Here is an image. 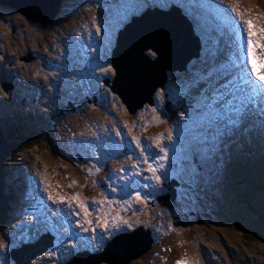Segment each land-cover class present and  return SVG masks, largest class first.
<instances>
[{"label":"rangeland","instance_id":"rangeland-1","mask_svg":"<svg viewBox=\"0 0 264 264\" xmlns=\"http://www.w3.org/2000/svg\"><path fill=\"white\" fill-rule=\"evenodd\" d=\"M207 1L212 4L215 3L211 0ZM101 2L103 3L100 7ZM241 2L243 4L240 3V10L248 12L252 19L264 16V0H241ZM114 9V5L110 0H70L64 9L66 23H59L56 27L49 30H41L38 25L26 22L19 13L13 10H9L7 13L3 12L6 14L4 19H7L9 22L11 21L20 28L13 35L10 29H7L5 23H3L4 25L0 24L1 38L6 39L11 37V40H13L8 51V54L12 58L22 55L27 50L28 52L31 50L33 53H37L41 60H44L47 56L53 64L56 63L57 65L51 71L53 77L45 80L46 82L40 79V77H43L42 75H37L35 81L29 83V78L22 74L21 67L17 68L15 73L19 77L16 81H21L22 85L30 84L33 92L29 96L24 97L26 102L28 101V104H22L21 98L23 97L21 96L16 97L15 94H12L6 97L3 92H0V117L16 114L19 110L23 113L40 111L50 118L52 115L48 113H53V105H55L53 93L57 91L59 85L64 87L78 86L84 92L91 94L94 99L108 96L109 94L104 86H98V81L109 76L105 77L96 74L92 81L89 77L82 78L81 76L85 77L92 67L96 71L98 64L109 61L107 53L110 52L113 46L110 48L107 46V38L105 40L102 39V43L100 42V36L95 35L92 18L96 17L97 26L103 30L104 24L100 22L102 13L109 15L113 19L111 12L119 16L124 10L121 9L117 13ZM253 14L256 15L254 16ZM2 16L4 15H0V17ZM256 21L258 25L264 24V20ZM111 24L113 22H109L107 25ZM89 32L92 35H88ZM83 33L85 35H82ZM73 37H77L79 40H75ZM235 37L232 38L234 45L229 44L230 38H228V48L226 49L224 45V55L222 57L216 58L205 53L202 61H195L190 66V73L172 76L167 98L168 100L172 98L176 109L179 110L177 115L172 119H170L168 114L162 115L159 111L153 113V108H146L137 118L134 117L132 119L126 112L124 106L113 108L114 102L112 95L103 100L105 104L103 109H109V111L102 115H93V104L90 105V108H87L85 107V103L80 101L79 105L83 106L81 112L70 114L65 118L61 117V120L56 119V132L60 135V141L63 146H69L68 149L64 148L67 154L69 152L80 153L83 152V149H90L87 156L90 157L89 154L92 157L97 155L101 156L102 160L99 165L102 167L108 162V159L119 162L124 167L131 165L134 160L128 159L127 157L139 156L140 152V149L132 143L133 136L140 138L144 142V148L149 162H152L153 158L158 160L159 155L162 154L152 145V138L158 134H163L166 138L168 130L171 129L175 143L169 144L167 139L163 142L169 148V160L165 162V169L169 175L167 181L173 177L181 176L182 178L184 175L183 190L186 192V195H182L181 200L176 205L165 207V210L163 209L164 207L158 206L155 209L156 212L149 214L148 218L140 220L138 223L137 221H131L128 215L129 208L114 204L110 207H101L99 212H96L97 206L94 205L93 215L88 217L89 220L93 221V224L89 225L84 222V214L73 204V208L79 215H71L67 220V224L70 227H72V224L76 226V228H73L72 236H70L67 242L63 244L58 243L57 246H59H55L57 247L56 255L45 256L46 253L36 259L33 264H62L71 260L77 250H85V245L98 242L99 238L106 235V233L102 228L96 227V216H105L106 214V218L110 222L115 215L119 214L122 220L132 222L133 228L139 225H150L151 229L156 231V236L164 244L167 241L168 243L172 241L175 244V249L168 251V258H165L161 254L159 250L161 244H158L160 246L155 252V256L149 260V263L152 264H162V261H167V264H175V261L179 259L187 260L189 264H264V239L251 241L242 235L240 232L241 228H238L245 226L264 233V220L262 219L264 214L261 213V209L264 208V172H261L264 156L252 163V156L250 153L245 152L246 139L234 135L226 141L223 146V152L217 153V161L215 159L213 160L216 163V168H211L210 162L206 163L199 156L194 158L193 164L197 168V179L194 183L187 172L182 170L183 165L179 161V157L181 155L184 156L189 150V142L191 140V133L179 122V118L183 117L184 110L189 108L188 101H191L193 104L195 103L194 93L188 95V100L181 98V86L192 77L199 79V83L203 86V89L208 88L210 84H214V81L218 82V79L221 83L236 80L232 71L240 72V67H237V65L244 67V69L246 65L241 60L240 62L234 60L235 56H232V51H234L232 48L238 49L243 56L246 55V44H240L238 46L239 40ZM25 39L29 43H26ZM93 48L97 50L93 52ZM74 56L76 61L78 58L81 61V64L79 63L78 65L79 70L75 71L77 73L75 75L72 73L71 68L74 63L72 62L71 67L67 65L69 58ZM28 68L26 69L28 70ZM36 69L37 67L34 68L35 71ZM257 71L264 73V68L258 66ZM55 73L57 75H54ZM201 77L203 78L201 79ZM48 87L51 89L52 95L46 98V101H49V105H45V103L39 101V96L41 92H46ZM156 99L158 104L157 108L164 110V106L169 101L165 97H156ZM119 103L121 104L120 100ZM157 108L155 109L157 110ZM59 115L61 116V114ZM155 116H159V121L154 119ZM72 120H74V124L79 128H76L70 123ZM114 125L120 131L130 128L132 135L122 133V136L115 139V135L112 132L113 129L111 130ZM46 127L48 128L49 124ZM105 129H108L109 133L105 132ZM93 133H96L99 139H97V136H93ZM123 138H125V141L122 142ZM52 140L54 141V137H52ZM235 150L237 154H241V160L244 162L242 167L231 166V163L237 162V159L233 155H230L229 151L234 152ZM125 151L129 153L127 156L121 153ZM261 153H264L263 149H261ZM67 154L57 150L55 152L53 150L52 154L46 143L41 142L36 147L20 155L17 161L19 165L17 171L12 172L9 169L7 170L5 182L8 187L14 186V182L21 179L24 180L26 188L20 192H15L18 195V200L16 203L10 204L12 208V219L0 228V237L7 235L10 240L16 242V246L30 243L22 241H25V238L29 237L30 234H33L34 227L39 222L48 224L49 222H53L52 219L56 221V213L58 215H65L61 204H52L47 201L46 193L43 191L45 186L39 183L41 173L44 174L48 184L52 186L51 190L60 195L71 197L79 193L83 199L89 201L100 200L102 198L101 196L97 197L87 193L89 184L92 181L87 176V171L91 166L84 168L85 172L83 171V175L77 171L74 172L70 165L67 166L68 162H70L67 159ZM172 159L175 161L174 163L171 161ZM110 164L112 163L110 162ZM200 166L203 167V170ZM141 168H146V165L141 164ZM225 168L228 171H225ZM206 169L212 170L205 171ZM115 170L108 165L105 167L103 173L106 172V175H108L114 173ZM143 175L150 174L144 172ZM85 178L89 182L88 185L84 183ZM111 179L113 184L119 186V188H121L120 185L127 186L128 193H134V190L144 191L148 189L150 192L153 191L151 186L153 182H145L141 177H132L131 179L125 177L124 180H121L117 176L112 175ZM103 180L98 179L97 181L108 184L105 179ZM239 180H247V182L250 180L260 187V193L254 196L252 204H247L242 199V196H240L239 188L236 186ZM72 181H75V185L69 188L68 184ZM56 185H59L58 189L60 191L55 188ZM145 185H148L146 189ZM241 185L245 187V192H250L248 184ZM156 187L159 189L158 185ZM94 189L99 193L101 191L98 186H94ZM116 192H118V189ZM159 193L160 191L156 195ZM108 196L116 201L130 198L126 193L122 194V196L114 194ZM22 198L23 202H21ZM154 198V196H149L150 203ZM150 203H148V206ZM135 204L134 202L132 207H136ZM169 215L171 216L170 220L168 219ZM133 216L136 217L135 214ZM18 217H21V220L24 219V222H20L17 219ZM172 217L176 220L172 221ZM199 220H203V222ZM168 224L172 225V230H168ZM55 227L57 226L55 225ZM93 227L96 228L95 240L92 239L94 235L92 231ZM121 227L123 229L121 232L129 230L126 226ZM56 231L61 234L60 229L56 228ZM112 231H115V229H112ZM77 241H81V243L78 244ZM73 243L77 245L76 248L71 247ZM107 243L105 241L104 246ZM179 243H183V246H180ZM12 248L10 246L8 251L0 253V261L4 259L9 264H14L10 257ZM180 251L182 254H180ZM185 251L188 257L183 254Z\"/></svg>","mask_w":264,"mask_h":264},{"label":"snow or ice","instance_id":"snow-or-ice-1","mask_svg":"<svg viewBox=\"0 0 264 264\" xmlns=\"http://www.w3.org/2000/svg\"><path fill=\"white\" fill-rule=\"evenodd\" d=\"M240 2L241 0H217V2L209 6L201 0L199 4V8L209 9L213 13L214 18L219 20L234 37L241 36V33L246 31V41L241 36L240 43L242 45L246 44V65L250 68V74L245 71L244 67L237 65V67H240L238 81L232 80L227 83L218 81L216 84H210L208 88L203 89V86L199 83V79L192 77L181 86L180 96L182 99L188 100V95L193 93L195 99L194 104L188 101L189 108L184 110V116L179 118V122L191 133L189 150L185 153L180 163L183 165L182 170L187 172L193 183L197 179V168L193 164V160L196 156H199L203 161H213L217 153L222 151L226 141L240 132L245 122L251 117H255L259 120L261 131L264 132V73L257 71L258 66L264 68V24L258 25L257 21L252 19L248 12L241 11L239 7ZM176 11H182L184 14L191 15L193 6L187 3V0H136L133 7L125 9L119 14L114 24L106 25L104 31L108 33L106 41L107 46L110 48L113 45L119 27L126 23L135 22L136 17H144L149 13H155L158 16L166 17L170 13ZM92 19L93 27H95V35H103L102 29L97 26L96 17ZM258 19L264 20V16H260ZM3 23L5 22L3 18L0 17V24ZM88 35H92V33L89 32ZM2 46L3 45H0V47ZM96 50L95 48L92 49L93 52ZM157 55L158 52L155 49H150L148 52V56L152 59H156ZM3 60L4 57L0 56V61ZM97 70L98 72H94V75L99 74L105 77H115L118 74L117 69L110 61L98 64ZM202 78L203 77H201V79ZM104 83H106V81H98V86L103 87ZM154 91H156L157 98L166 96V90L163 85H161L160 90L157 91L154 89ZM0 92H2V90H0ZM119 99L118 96L112 95V100L114 102L113 108L123 107V105L119 103ZM156 111L155 108L152 109L153 113ZM154 119L159 121V116H155ZM107 131L108 129H105V132ZM113 131H115L117 137L123 135L115 125L113 126ZM92 135L97 136L96 133ZM97 139H99L98 136ZM165 139H167L169 144L175 143L173 131L171 129L168 130L166 138L163 134H158L152 138V145L156 147L162 155H159L158 160L153 158L152 162H149L144 148V142L140 138L133 136L132 143L140 149L139 156L127 157L128 159L134 160L131 165L128 167L120 166L114 173H110L105 177V180L109 184L110 191L112 192L117 191L111 179V176L115 175L121 180H124L125 177L129 179L132 177H141L145 182H153L151 183L153 188L151 193L134 190V193H126L130 198L116 201L111 199L106 192L101 191L102 198L100 200L89 201L83 199L79 193L71 197H66L52 191V186L48 184L43 173L40 174L39 183L45 186L43 191L46 193L47 201L52 204L67 205L70 214L74 216L79 215L73 208V204H75L76 208L84 214V222L92 225L93 221L89 220L88 217L93 215L94 205L97 206L96 212H99L101 207H110L114 204L125 208H131L134 202L147 205L150 203L149 196H155L158 191H163V187L157 189L156 186L163 185L164 182L169 179V175L165 169V162L169 160V148L163 143ZM90 159L96 161V163H93L89 168L87 172L88 177L102 171L101 167L98 166L102 157L97 155L90 157ZM116 159H118V157H116ZM141 164L146 165V168H141ZM137 169H139V171H137ZM144 172L150 175H143ZM92 183L96 185L101 182L93 180ZM74 185L75 181H72L68 184V187L71 188ZM147 186L148 185H145V188ZM56 187L58 188L59 185H56ZM106 216L107 214L105 216H96V227L102 228L106 235L101 236L96 243L85 245L86 251L80 257V264H98L101 259H104L105 257L99 255V253H104V243L106 240L112 241L111 247H116L124 242H130L135 236L134 231L133 237L123 238L118 235V233L123 230L121 226H126L127 229L133 230L132 222L122 220L119 214L115 215L110 222ZM29 219H31V217H29ZM81 227H83V225H81ZM167 228L168 230H172V225L168 224ZM112 229H115V231H112ZM67 230L66 228L65 231ZM85 231H87V229H85ZM92 231L94 234L92 239L95 240L96 228L93 227ZM10 246L15 247L16 242L10 240L7 235L0 237V253L8 251ZM71 247L76 248L77 245L73 243ZM89 253H91V255ZM48 255L52 256L54 253L49 252ZM175 264H189V262L184 259H179L175 261Z\"/></svg>","mask_w":264,"mask_h":264},{"label":"water","instance_id":"water-1","mask_svg":"<svg viewBox=\"0 0 264 264\" xmlns=\"http://www.w3.org/2000/svg\"><path fill=\"white\" fill-rule=\"evenodd\" d=\"M64 0H0V6L12 8L27 21L47 27L54 22ZM259 21L258 18H254ZM118 48L113 55V65L117 76L113 90L120 96L129 112L134 115L145 104L153 105V96L161 85L165 87L168 69H176L186 64L187 60L197 54L199 41L195 38L190 25L179 15L171 14L156 19L154 22L143 19L129 26L121 33ZM149 49H156L159 58L151 62L145 55ZM29 56L26 61L30 62ZM150 235V233L148 232ZM128 238L131 235H122ZM112 244V243H111ZM53 245H28L13 250L11 255L17 264H31L38 255L43 254ZM150 243L144 232H135L130 242L116 247H109L101 254L98 264H129L134 259L147 253ZM81 253L70 264H80ZM122 255V257H119ZM115 257L119 259H115Z\"/></svg>","mask_w":264,"mask_h":264},{"label":"trees","instance_id":"trees-1","mask_svg":"<svg viewBox=\"0 0 264 264\" xmlns=\"http://www.w3.org/2000/svg\"><path fill=\"white\" fill-rule=\"evenodd\" d=\"M9 141L10 140L5 138H2L0 140V171L2 166L6 165L9 161H12L14 157H16V155L20 153V149L24 147L25 150H30L32 147L42 142V140L38 138L37 139L23 138L21 140L18 139L17 143H11ZM8 201L10 200L4 195L3 190H1L0 188V224L2 220H4L7 217ZM241 232L245 237L249 238L251 241L257 239H264V233H261L255 229L253 230L245 227V228H241Z\"/></svg>","mask_w":264,"mask_h":264},{"label":"bare ground","instance_id":"bare-ground-1","mask_svg":"<svg viewBox=\"0 0 264 264\" xmlns=\"http://www.w3.org/2000/svg\"><path fill=\"white\" fill-rule=\"evenodd\" d=\"M248 5V4H247ZM254 15V14H253ZM256 15V14H255ZM254 15V16H255ZM258 15H260V14H258ZM257 15V16H258ZM213 20V19H212ZM215 24V23H214ZM243 33V32H242ZM242 33H241V36H242ZM244 34V33H243ZM82 35H85V33H83ZM231 39H232V37H230ZM236 38V37H235ZM242 38H243V36H242ZM240 40H241V38H240ZM233 42L234 41H230L229 42V44L231 43V44H233ZM236 54H238V55H242L239 51L238 52H233L232 53V56H235ZM44 59H46V57L44 58ZM264 139V138H263ZM201 159V158H200ZM206 163H208L209 161H205ZM205 171H209V169H206ZM55 180H58V179H55ZM60 181V180H59ZM65 186V185H64ZM64 186H63V189H64ZM55 188L58 190V191H60L56 186H55ZM36 195V194H35ZM63 206V211H64V213H65V215L67 216H65V215H58L57 213H56V221H54V219H52L53 220V222H49L48 224H44V223H42V222H39L38 223V225L36 226V227H34V232H33V234L31 235L30 234V236L29 237H27V239L26 240H29V241H35L36 239H37V237L44 231V230H48L50 233H52L53 235H55V237L56 238H58V243L59 244H63V243H65V242H67L68 240H69V238H70V236H72L71 235V233H72V231H74V229L73 228H76V226L74 225V224H72V227H70L68 224H67V220H68V218H70V216H71V214H70V211H69V208H68V206L67 205H62ZM54 212H56V211H54ZM18 220H20V222H24V219H22L21 220V217H18L17 218ZM55 225L57 226V227H55ZM56 228H58V229H60L61 230V234H59L57 231H56ZM68 229L67 231H65V229ZM252 238V237H251ZM25 240V241H26ZM24 242V241H23ZM77 243L78 244H80L81 243V241H77ZM58 247V246H57ZM56 247V248H57ZM55 248V249H56ZM55 249H53L52 251H50V252H54V250ZM46 256H48V254L46 255ZM119 257H122V255H120ZM115 259H119V258H117V257H115ZM1 261H3V259H1ZM4 262V261H3Z\"/></svg>","mask_w":264,"mask_h":264}]
</instances>
